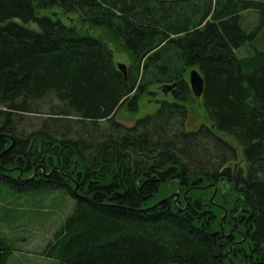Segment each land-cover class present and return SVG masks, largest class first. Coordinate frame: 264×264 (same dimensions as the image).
I'll list each match as a JSON object with an SVG mask.
<instances>
[{
    "label": "trees",
    "instance_id": "16d2710c",
    "mask_svg": "<svg viewBox=\"0 0 264 264\" xmlns=\"http://www.w3.org/2000/svg\"><path fill=\"white\" fill-rule=\"evenodd\" d=\"M246 11L264 16V0H0V204L74 201L40 256L264 264V50L238 56L258 35L243 29ZM193 69L210 121L197 130ZM173 83L152 115L117 120L152 85ZM239 156L235 185L220 187ZM15 243L0 232V264Z\"/></svg>",
    "mask_w": 264,
    "mask_h": 264
},
{
    "label": "rangeland",
    "instance_id": "374dc122",
    "mask_svg": "<svg viewBox=\"0 0 264 264\" xmlns=\"http://www.w3.org/2000/svg\"><path fill=\"white\" fill-rule=\"evenodd\" d=\"M58 11L60 12L61 9L58 8L56 12ZM72 18L76 19L77 17L65 16L62 17V21L69 24ZM241 18L243 29L247 31L257 30L258 32L255 42L246 45L238 51L239 57L246 58L253 56L258 50H264V16L254 11H246L241 14ZM17 21L23 24L21 21ZM26 26L36 31L39 30L38 26L33 23L27 24ZM116 60L118 64H124L126 67L130 66L127 57L117 55ZM189 74L190 70L186 73L188 78ZM148 90L149 93L144 94L139 100L137 112L130 113L126 108L123 110V116H118L117 120L125 125L133 126L138 119L155 113L161 101L170 100L171 94L168 96L164 95L159 86L152 85ZM135 92L136 91L132 92L131 96H134ZM195 98L193 99L194 101L192 100V122L190 127L193 130H197L202 124L210 123L204 108L200 106V101H198V99L195 100ZM234 166H238V169L245 167L242 156H239V158L232 163V167ZM214 198L213 195L211 198L212 202H214ZM11 201V199L5 200L6 204H4V207L0 204V232L3 236L17 241V243H15L16 251L12 254L8 264H62L56 260L40 256L39 253L46 248L48 243L53 239L55 231L59 229L71 212L74 205L73 199L65 193L56 192L48 196L41 195L40 200L36 198H22L18 200L14 198V202ZM11 208H15V210L9 215L8 212H10ZM14 216H16V218H14ZM233 245H235V243ZM228 253L231 254L232 250Z\"/></svg>",
    "mask_w": 264,
    "mask_h": 264
},
{
    "label": "water",
    "instance_id": "95a60500",
    "mask_svg": "<svg viewBox=\"0 0 264 264\" xmlns=\"http://www.w3.org/2000/svg\"><path fill=\"white\" fill-rule=\"evenodd\" d=\"M126 66L124 64H118V69L119 71L123 72L124 74H126L127 70H126ZM189 85L191 88V91L193 93V95L197 98V99H201L203 94H204V90H205V80L203 78V76L200 74V72L197 69H193L192 71H190L189 74ZM176 88V83L173 84H165L163 86H161L160 90L161 92L168 96L170 93L173 92V90ZM132 93V92H131ZM131 95V94H130ZM43 167H38L37 169H35V174L32 178H34L38 172L39 169H41ZM44 171V168H43ZM218 188H215V193L213 194L214 197L216 196V192H217ZM179 197V193L177 194H171L170 197L168 198V200H171L173 198L178 199ZM224 209V208H223ZM225 215L224 217L220 220V224L222 226V221L227 217L228 211L226 209H224ZM222 233L225 235L224 233V229H221ZM236 230L231 231L228 235H225L227 237H230L233 232H235ZM235 245L232 246V249ZM231 249V250H232ZM231 250L229 252H231ZM227 256H229V253L227 254ZM231 259V258H230Z\"/></svg>",
    "mask_w": 264,
    "mask_h": 264
},
{
    "label": "flooded vegetation",
    "instance_id": "af4514ba",
    "mask_svg": "<svg viewBox=\"0 0 264 264\" xmlns=\"http://www.w3.org/2000/svg\"><path fill=\"white\" fill-rule=\"evenodd\" d=\"M237 173H238V166H235L234 170L232 172L231 179H229L227 177L223 178V180H222V182L220 184V187H222V185L224 184L225 186H229V189L232 188L235 185L236 181H237Z\"/></svg>",
    "mask_w": 264,
    "mask_h": 264
}]
</instances>
